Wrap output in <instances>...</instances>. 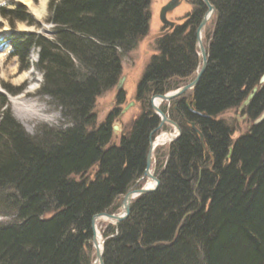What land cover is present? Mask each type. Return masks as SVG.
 <instances>
[{"label":"trees","instance_id":"trees-1","mask_svg":"<svg viewBox=\"0 0 264 264\" xmlns=\"http://www.w3.org/2000/svg\"><path fill=\"white\" fill-rule=\"evenodd\" d=\"M190 1L184 21L156 39L157 53L136 84L141 110L117 144L114 114L94 127L93 107L147 34L150 0H50L52 38L6 37L22 62L37 49L40 92L64 120L30 135L0 97V264H91L92 217L116 212L118 197L143 172L159 124L151 96L179 88L199 65L195 30L205 6ZM209 2L215 18L206 70L189 96L161 105L181 135L156 170L158 188L132 200L118 226L103 229L104 264H264V118L235 140L233 127L217 118L240 106L264 74V0ZM1 9L28 18L22 7ZM244 109L251 119L264 110V84Z\"/></svg>","mask_w":264,"mask_h":264},{"label":"rangeland","instance_id":"rangeland-1","mask_svg":"<svg viewBox=\"0 0 264 264\" xmlns=\"http://www.w3.org/2000/svg\"><path fill=\"white\" fill-rule=\"evenodd\" d=\"M31 1L36 6L40 2H42L44 5V10L39 18H36L31 15L28 10V7L24 4V2L17 0H6L0 2V56H2L4 59V70L0 69V75L2 74L1 70L4 73L0 76V97L2 98L3 96L5 98L8 110H10L14 119L22 125V127L27 133H29L30 135H34L36 128L41 124L59 126L61 125V122L64 120V118L61 113V108L54 103L52 98L40 92L42 76L41 73L38 72L35 67V63L37 62V49L32 48L29 51L26 61L22 62L18 56H15L13 54V49L6 39V37H8V35L12 33H36L38 35H43L52 38L54 34L53 25L48 22V5L50 0ZM168 1L169 0H150L148 5V12L150 15L148 32L139 40L135 48L130 50L126 55L122 57L121 75L126 76L122 86L125 92V101L119 106L117 103L115 105V86L98 96L95 100L93 107V112L96 115L94 127H98L108 118L114 106L122 108L128 101H132L135 99L137 81L141 77V74L146 64L150 60L151 56L157 53L155 49L156 39L160 36V33L164 32L166 29V26L163 25L160 21L159 12L161 7ZM19 7L24 8L25 13L28 16L25 21L14 19V14L7 13L8 15L6 17L2 15L1 8H4L6 12H11V10H15ZM192 9L193 5L190 0H181L180 4L167 14V18L171 21H174L176 24H180L184 21V16L187 13L191 12ZM214 18V15L210 17L208 23L202 31V40L205 47L208 46V43L210 41L211 33L213 30ZM25 64H27V68L21 69V67ZM194 76L195 73L187 79L186 83L191 81ZM22 82L24 83L20 87L18 84ZM6 89H10L12 92H15V94L8 93ZM25 90H31L32 94L27 98L26 101H23V108H20L23 111L21 110L22 112H20V105H18L14 100L18 99V102H21L19 98L21 97L22 92ZM191 91L192 90L186 91L181 96H189L191 94ZM171 101L166 102L159 100L158 104L161 107V105L163 104H170ZM244 108L245 107L240 108V106L229 108L217 116L218 119L224 120L227 125L233 127V140L237 139L240 135L247 132L251 125L253 123H256L260 116L264 113L263 110L254 119H251L244 112ZM140 110V103L135 101V104L129 107L123 114L118 117L113 116L112 125L117 124L119 126V129L117 130V132H115V134H113V139L111 142L112 144H117L119 142L123 131H126L128 129L130 123L135 118V116L139 114ZM23 112L25 115L23 114ZM17 113H19V115H24L23 120L18 119ZM165 114L171 119L168 112H166ZM161 134H164L163 136L167 139L163 143L158 144L154 149L155 151L151 164V172L153 173V175H157L156 170L162 167L168 155L169 146L172 142L176 140L175 138L178 132L173 125L169 123H164L159 129H157L156 132H154L153 141H155V138H157ZM157 151H159L160 156H156ZM95 170L96 167H93L89 171L88 175L90 176V178L93 177ZM147 180L148 179H143L137 183L135 180L134 184H142L144 186ZM122 197L123 195L119 196L116 201V205H118V209L116 212L120 211ZM1 219L2 217L0 216V220ZM108 224H111V222L105 217L96 220L95 228L96 239L98 242L104 241L102 231ZM90 247L92 249V263L95 257V251L92 245V240L90 241Z\"/></svg>","mask_w":264,"mask_h":264},{"label":"water","instance_id":"water-1","mask_svg":"<svg viewBox=\"0 0 264 264\" xmlns=\"http://www.w3.org/2000/svg\"><path fill=\"white\" fill-rule=\"evenodd\" d=\"M180 1L181 0H169L160 9V12H159L160 21L162 22L163 25L168 27V30L172 29L175 26V22L169 20L167 18V14L170 11H172L176 6H178L180 4ZM201 1L205 6V13L202 15L201 20H200V22H199V24L195 30V46L197 48V54L199 57V65L195 71L194 78L191 81L183 84L182 86H180L179 88H177L175 90L169 91V92L164 93V94L153 95V96H151V98L149 100V104H150L152 111L159 118V124L150 134L149 147H148L146 159H145V166H144V169H143L141 176L136 180V183L140 182L143 179L151 178L154 182V185L152 187L147 188V187H144L143 185L138 186L135 183L132 187H130L123 194L121 204H120V211L113 212V213L101 212V213L95 214L92 217V219H91V230H92L91 240H92V245H93V248L95 251V257H94V260L91 264H104L103 256H102L103 255V243H104V241L101 242L102 249L100 250L99 249V243L96 239V228H95L96 220L105 217V218H108V220L111 222V224H113L114 226H118V224L120 222H122L123 220H125L129 216L130 205H131L132 200H134V199H136L142 195L154 192L159 186L158 177L156 175H153V173H151V164H152L153 154H154V149H155V145H154V141H153L154 132H156L157 129H159L164 123H169L177 129L178 134H177L175 139H177L181 135V130H180L179 126L173 120H171L165 114V112H163V110L161 109V107L159 106V104L156 101L160 100V101L169 102L174 98H177V97L179 98L186 91L192 90L198 84L201 76L203 75V73L206 70L209 55H208V49H207V47H205L201 35H202V31H203L204 27L206 26V24L209 21V17L207 15H209V13H211V15H215V7L213 6V4H211L209 2V0H201ZM125 78H126L125 75H123L119 78L118 83L116 85L117 89H120L123 86V82H124ZM263 84H264V74L260 77L259 83L251 89V91L248 93L247 97L240 104V108L245 107L250 103V101L254 97L255 93L262 87ZM133 105H134V101H130L129 103H127L125 105V107L122 109L121 114H123L129 107H131ZM193 105H194V103H193ZM192 110L195 113L200 114L199 112H196L194 109H192ZM263 118H264V113L260 116V118L257 120V122L261 121ZM190 125H191L192 129L194 130V132L199 136L200 140L203 142V136H202L200 130L196 127L195 123L191 122ZM114 129L118 130L119 126L117 124H115ZM231 151H232V147L229 148V153L227 154V158H229L231 156Z\"/></svg>","mask_w":264,"mask_h":264},{"label":"bare ground","instance_id":"bare-ground-1","mask_svg":"<svg viewBox=\"0 0 264 264\" xmlns=\"http://www.w3.org/2000/svg\"><path fill=\"white\" fill-rule=\"evenodd\" d=\"M3 1H6V0H0V2H3ZM17 1H21V2H24V4L28 7V10H29V12L31 13V15H33L34 17H36V18H39L40 16H41V14H42V12H43V7H44V5H43V3L42 2H40L37 6L36 5H34V3L31 1V0H17ZM208 17H209V19H210V17L212 16L211 15V13H209V15H207ZM202 36V35H201ZM3 61H4V59H3V57L2 56H0V69H3ZM4 70V69H3ZM1 72H2V74L1 75H3L4 73H3V71L1 70ZM0 75V76H1ZM20 80V79H19ZM25 82V81H24ZM24 82H22V83H20V84H18L20 87L22 86V84L24 83ZM32 94V91L31 90H25V91H23L22 92V95H21V97L19 98L20 100H21V102H18V99H16V100H14L18 105H20V107H19V109L20 108H23L22 107V105H24V102L23 101H26L27 100V98L30 96ZM157 103L159 102V100H157L156 101ZM27 106V105H26ZM18 109V110H19ZM22 109H20V112H22L21 111ZM31 112V111H30ZM23 114H24V112H23ZM25 115V114H24ZM24 115H22V114H20L19 115V113H17V116H18V119L19 120H23V116ZM164 134H161L160 136H158L157 138H155V141H154V145H155V147L158 145V144H160V143H163L167 138L166 137H164L163 136ZM169 137H171V136H169ZM155 151V150H154ZM152 173V172H151ZM146 179H148L147 181H146V183H145V185H144V187H152L153 185H154V182H153V180L151 179V178H146ZM142 186V185H141ZM107 220H108V218H107ZM99 243V249L101 250L102 249V245H101V242H98Z\"/></svg>","mask_w":264,"mask_h":264},{"label":"flooded vegetation","instance_id":"flooded-vegetation-1","mask_svg":"<svg viewBox=\"0 0 264 264\" xmlns=\"http://www.w3.org/2000/svg\"><path fill=\"white\" fill-rule=\"evenodd\" d=\"M175 25H177V24L175 23ZM169 30H171V29H169ZM169 30H168V27L166 26V29H165L164 32L169 31ZM164 32L160 33V35H162ZM121 76H123V75H121ZM121 76H120V77H121ZM125 77H126V76H125ZM117 83H118V82H117ZM116 85H117V84H116ZM116 85H115V89H116L115 105H116V103H117L118 106H119L120 104H122V103L125 101V92H124V90H123L122 87H121L120 89H117V88H116ZM121 93H123L124 98H123V101H121V102L119 103V100H120V99H119V95H120ZM132 101H134V104H135V101H136V100L134 99V100H132ZM129 102H130V101H128L127 103H129ZM136 102H137V101H136ZM127 103H126V104H127ZM126 104H125V105H126ZM118 106H117V107L114 106V108H113V110L110 112L109 116L114 114V117H118V116L121 115V111H122V109H123L125 106L122 107V108H119ZM186 106H187V108L190 109V106H189L188 103H186ZM173 107L176 108V105H174ZM191 110H192V109H191ZM192 111H193V110H192ZM109 116H108V117H109ZM190 123H191V122H190ZM114 125H115V124L112 125L113 134H115V132H117V130L114 129ZM148 147H149V144H148Z\"/></svg>","mask_w":264,"mask_h":264}]
</instances>
